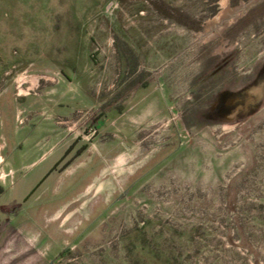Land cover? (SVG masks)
<instances>
[{
  "label": "rangeland",
  "instance_id": "1",
  "mask_svg": "<svg viewBox=\"0 0 264 264\" xmlns=\"http://www.w3.org/2000/svg\"><path fill=\"white\" fill-rule=\"evenodd\" d=\"M0 0V264H264V0Z\"/></svg>",
  "mask_w": 264,
  "mask_h": 264
},
{
  "label": "water",
  "instance_id": "2",
  "mask_svg": "<svg viewBox=\"0 0 264 264\" xmlns=\"http://www.w3.org/2000/svg\"><path fill=\"white\" fill-rule=\"evenodd\" d=\"M252 1H254V0H250L249 2H252Z\"/></svg>",
  "mask_w": 264,
  "mask_h": 264
}]
</instances>
